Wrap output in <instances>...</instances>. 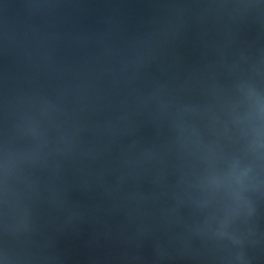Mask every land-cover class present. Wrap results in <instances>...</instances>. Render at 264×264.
<instances>
[{"label":"water","instance_id":"water-1","mask_svg":"<svg viewBox=\"0 0 264 264\" xmlns=\"http://www.w3.org/2000/svg\"><path fill=\"white\" fill-rule=\"evenodd\" d=\"M0 264H264V0H0Z\"/></svg>","mask_w":264,"mask_h":264}]
</instances>
